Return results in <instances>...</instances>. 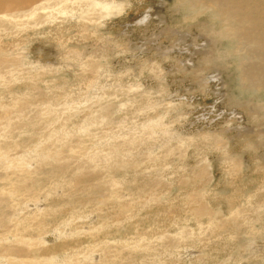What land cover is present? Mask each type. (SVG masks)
I'll return each mask as SVG.
<instances>
[{"label": "rangeland", "instance_id": "374dc122", "mask_svg": "<svg viewBox=\"0 0 264 264\" xmlns=\"http://www.w3.org/2000/svg\"><path fill=\"white\" fill-rule=\"evenodd\" d=\"M232 1L264 5L0 0V264H264V10Z\"/></svg>", "mask_w": 264, "mask_h": 264}, {"label": "bare ground", "instance_id": "6f19581e", "mask_svg": "<svg viewBox=\"0 0 264 264\" xmlns=\"http://www.w3.org/2000/svg\"><path fill=\"white\" fill-rule=\"evenodd\" d=\"M13 1H15V0H13ZM254 1V0H253ZM258 1V0H257ZM264 1V0H263ZM18 2H20V1H18ZM260 3H262V2H256V4H253V5H242L241 7L242 8H240V5H237V6H234V4H235V1H232V3H231V9H233V10H239V9H241V11L243 12V14H246L245 15V17L246 18H248V16H251L250 14H251V12H252V10H264V5H262V4H260ZM264 3V2H263ZM18 6V5H17ZM20 8V7H19ZM148 17V15L146 16V18ZM143 22H144V19H143ZM143 22H138L137 24H141V23H143ZM209 44V43H208ZM16 46H15V44L14 43H8V44H5L4 46H0V50L3 52V55L5 56V58H6V61H7V58H11L12 60L11 61H9L12 65H14L13 64V59H17V57L14 55L13 57H8L7 56V51H9V50H11V51H14ZM207 48H208V46H206ZM205 47V48H206ZM7 49V50H6ZM12 53V52H11ZM9 55V54H8ZM9 65V64H8ZM24 70H26V77H21L20 78V76H18V79H22V80H24V82L25 83H27V82H31V80H35V79H33V72H31V71H27V69H24ZM50 108V107H49ZM49 108H48V110H49ZM53 109V108H52ZM47 110V112H49ZM45 114V113H44ZM47 114V113H46ZM49 114V113H48ZM54 116V115H53ZM57 116V115H56ZM56 121V120H55ZM58 123V122H57ZM6 125V124H5ZM13 126V125H12ZM89 129V128H88ZM118 149V148H117ZM24 166V165H23ZM12 169H14L13 167H12ZM22 169H24V168H22ZM21 169V170H22ZM154 170H159L160 171V174L162 175L161 177H160V174L158 175V173H155V174H153V181H154V179H157L158 178V176H159V181L158 182H161V179H164V175H165V173L163 172V170H161V169H158V168H155ZM23 173L24 172H18L17 170H15V175H23ZM27 181V180H26ZM7 187V186H6ZM10 190V189H9ZM14 190V189H13ZM4 191H5V188H4ZM4 191L1 193L2 194V197H0V222H6V220H7V217H6V213H7V211H8V209H12V208H14V206H12L11 204H10V201H9V199L7 198V197H9L10 196V194L9 193H4ZM15 200V199H14ZM25 218V217H24ZM17 223V222H16ZM18 233V232H17ZM34 243V242H33ZM102 254H104V257H103V263L102 264H115V258H113V257H109V259L106 257V255H107V252H106V250L105 249H103L102 250ZM103 256V255H102Z\"/></svg>", "mask_w": 264, "mask_h": 264}]
</instances>
